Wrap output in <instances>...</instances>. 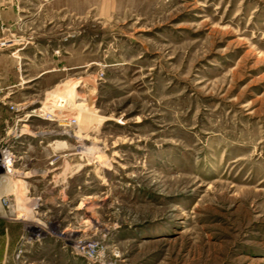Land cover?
<instances>
[{"label": "rangeland", "instance_id": "1", "mask_svg": "<svg viewBox=\"0 0 264 264\" xmlns=\"http://www.w3.org/2000/svg\"><path fill=\"white\" fill-rule=\"evenodd\" d=\"M72 5L0 38L50 45L0 61V264H264V0Z\"/></svg>", "mask_w": 264, "mask_h": 264}, {"label": "crops", "instance_id": "2", "mask_svg": "<svg viewBox=\"0 0 264 264\" xmlns=\"http://www.w3.org/2000/svg\"><path fill=\"white\" fill-rule=\"evenodd\" d=\"M93 0H0V38L4 33V27L10 28V30L14 31L17 29H21V27H25L26 24L23 23V19H29L32 17L37 18L41 13L45 11H41L42 8H50V5L55 3H68L73 4L72 6H76V4L80 3V5H85L87 3H91ZM98 1V0H96ZM101 3L107 2L108 0H99ZM54 9V7H52ZM60 8V7H58ZM69 8V7H68ZM76 8V7H74ZM63 9L66 10L64 6ZM50 45L45 42H35L32 46H27L25 48H21L19 51H11V52H1L0 53V61L4 58L14 59L13 61L21 65L31 66L39 64L38 60H42L43 52L49 48ZM16 56L13 57V55ZM47 71H41L36 75L34 79L39 78L41 75H44ZM58 96L53 98V103ZM45 107V106H43ZM27 132V131H23ZM27 134V133H26ZM42 139L38 140L39 144H41ZM22 143V142H21ZM25 145L26 142H23Z\"/></svg>", "mask_w": 264, "mask_h": 264}, {"label": "built area", "instance_id": "3", "mask_svg": "<svg viewBox=\"0 0 264 264\" xmlns=\"http://www.w3.org/2000/svg\"><path fill=\"white\" fill-rule=\"evenodd\" d=\"M10 44H12V41L10 43L1 42L0 50H4L5 47L10 46ZM21 133L22 132H18L16 128L10 129L9 132H7L6 137L0 140V174H3L2 177L4 178H6L9 174H13V171L15 170L14 165L17 160L16 154L10 145L9 137L17 140L21 136ZM18 142L21 143V141ZM0 207L10 209L8 200L6 198H2V196H0Z\"/></svg>", "mask_w": 264, "mask_h": 264}, {"label": "bare ground", "instance_id": "4", "mask_svg": "<svg viewBox=\"0 0 264 264\" xmlns=\"http://www.w3.org/2000/svg\"><path fill=\"white\" fill-rule=\"evenodd\" d=\"M55 102H58V100H55ZM48 110L46 107H41L40 109L37 110L38 115H45L47 114ZM55 115V114H54ZM49 119V118H48ZM56 120L58 119V116L56 115ZM50 120V119H49ZM42 143V142H41ZM53 144L55 143H60L63 147H69L71 146L70 143H68L67 141H63V140H59V139H55V141L52 142ZM81 148V147H80ZM95 150V148L91 147L88 148L89 152H93ZM26 182V181H25Z\"/></svg>", "mask_w": 264, "mask_h": 264}]
</instances>
